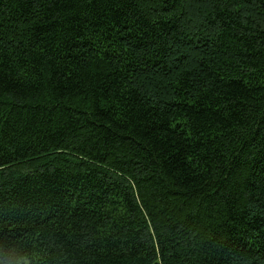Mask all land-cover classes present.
<instances>
[{"label":"trees","instance_id":"obj_1","mask_svg":"<svg viewBox=\"0 0 264 264\" xmlns=\"http://www.w3.org/2000/svg\"><path fill=\"white\" fill-rule=\"evenodd\" d=\"M0 264H264V0H0Z\"/></svg>","mask_w":264,"mask_h":264}]
</instances>
